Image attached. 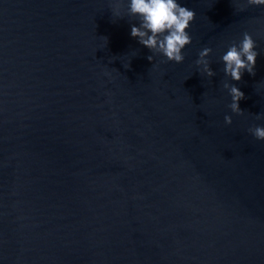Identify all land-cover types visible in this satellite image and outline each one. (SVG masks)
I'll return each mask as SVG.
<instances>
[{"label": "water", "instance_id": "obj_1", "mask_svg": "<svg viewBox=\"0 0 264 264\" xmlns=\"http://www.w3.org/2000/svg\"><path fill=\"white\" fill-rule=\"evenodd\" d=\"M178 2L180 64L150 62L108 0H0V264H264V6ZM245 31L256 74L231 81Z\"/></svg>", "mask_w": 264, "mask_h": 264}, {"label": "clouds", "instance_id": "obj_2", "mask_svg": "<svg viewBox=\"0 0 264 264\" xmlns=\"http://www.w3.org/2000/svg\"><path fill=\"white\" fill-rule=\"evenodd\" d=\"M237 11L243 12L250 6H264V0H230ZM112 16L123 19L125 16L136 23L131 24V36L139 44L148 48L152 55L147 59L153 62L154 56H162V62L183 63L185 60L184 49L192 43V37L188 32L196 13L186 6H182L178 0H108ZM114 22V21H113ZM107 41V37H104ZM256 40L247 31L242 33L239 42L233 41L222 55L223 72L231 81L239 82L245 72L251 76L256 74V61L259 55ZM210 47H204L198 53L195 60L197 71L201 75L211 78L216 73L211 68L209 59L212 54ZM129 65L126 67L129 68ZM109 75V73H105ZM223 89L227 90L231 102L227 107L237 116H243L244 110L239 102L246 99L235 84L228 79L222 82ZM110 95V94H109ZM256 120H264V111L255 115ZM226 125L232 124V116L225 115ZM248 132L259 141H264V125H253Z\"/></svg>", "mask_w": 264, "mask_h": 264}]
</instances>
